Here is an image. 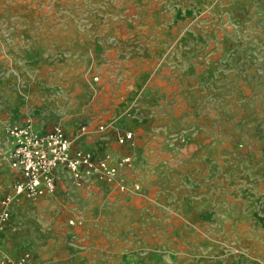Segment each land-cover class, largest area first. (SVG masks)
<instances>
[{
  "label": "rangeland",
  "instance_id": "374dc122",
  "mask_svg": "<svg viewBox=\"0 0 264 264\" xmlns=\"http://www.w3.org/2000/svg\"><path fill=\"white\" fill-rule=\"evenodd\" d=\"M28 120L74 150H126L108 152L131 158L141 189L107 199L89 183L99 206L75 227L81 214L59 213L68 193L51 210L22 201L0 255L264 264V0H0V203L15 178L7 130Z\"/></svg>",
  "mask_w": 264,
  "mask_h": 264
},
{
  "label": "built area",
  "instance_id": "2783aa9c",
  "mask_svg": "<svg viewBox=\"0 0 264 264\" xmlns=\"http://www.w3.org/2000/svg\"><path fill=\"white\" fill-rule=\"evenodd\" d=\"M106 128L105 124L99 130L104 131ZM85 131L83 127L82 132ZM7 135L11 143L8 162L12 169L20 173L21 179L15 184L13 194L0 203V231L10 220L12 206L24 200L54 195L60 171L69 174L78 188L89 182H101L115 186L120 193H126L129 189L138 192L141 189L138 182L130 183L127 177V172L133 169L131 158L116 159L111 154L96 157L89 150H74L61 127L41 133L28 120L24 125L8 128ZM132 138V134H124L118 137V142L124 145ZM70 224L73 225V222ZM0 264L32 262L30 254L25 253L18 259L0 255Z\"/></svg>",
  "mask_w": 264,
  "mask_h": 264
},
{
  "label": "crops",
  "instance_id": "0c3cea01",
  "mask_svg": "<svg viewBox=\"0 0 264 264\" xmlns=\"http://www.w3.org/2000/svg\"><path fill=\"white\" fill-rule=\"evenodd\" d=\"M125 134H128V133H125ZM127 143H129V142H127ZM113 149H115V150H113ZM108 150L114 151V152H117V150H118V152H121L122 154H127L126 150L120 151V149H117V147L114 144H109L108 140L105 138H101V139L96 140L92 150H89V151H91L96 157H100L99 153H101V151H106L103 155L111 154L112 156H114V154L108 152ZM103 155H101V156H103ZM9 167L14 172L15 178H14V183L12 185V191L7 196H10L13 194L15 184L21 179L20 173L17 172L16 170L12 169L10 164H9ZM130 171L127 172V177H128L129 182L130 183L138 182V180H133L130 178V174H129ZM67 176L70 177L69 174H67L66 172H63V171H60L58 173L59 179L57 182L56 193H59V194L68 193L71 196V197H68L69 200L67 202H65V200H63V198H62V200L66 203L67 206L63 207L61 212H59V213H61V214L63 213V215L65 213L68 215H72V214L75 215V213L78 212L79 214H81V217H77V218L70 220V222H73V225H71L73 227L80 226L82 224V222H81L82 217L88 216L89 213L92 211V208L94 206H95V208H96V206H99L97 204H91L90 202H86V200L83 199L82 191L84 190L86 185H88L90 183L91 185L87 189L92 188L91 190L97 192V194H98V196H100V198L104 197L107 199H114L111 196V194H114L117 192V189L115 188V186L105 184V183H101V182H89V183L85 184L82 188H78L76 186L73 187L71 185V183H69V180H67V178H66ZM55 194L52 196L43 197V198H45V200L38 202L35 205H32L33 208H34V206H36L37 210L38 209L43 210V208H46V210H51L52 206L55 205V203L53 204L52 202L61 200V198L60 199L59 198L53 199ZM7 196H5L4 198H6ZM43 198H41V199H43ZM98 200H100V199L99 198L96 199V201H98ZM98 208H100V207H98ZM13 209L17 210L18 207L15 206ZM110 212H112V210H110ZM77 222H81V224H77ZM25 253L26 252L20 254L17 258H11V259H18Z\"/></svg>",
  "mask_w": 264,
  "mask_h": 264
}]
</instances>
